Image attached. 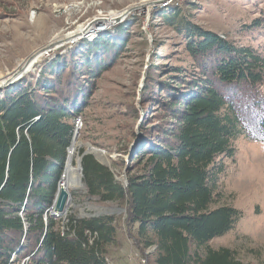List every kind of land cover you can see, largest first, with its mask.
I'll use <instances>...</instances> for the list:
<instances>
[{"label": "trees", "instance_id": "obj_1", "mask_svg": "<svg viewBox=\"0 0 264 264\" xmlns=\"http://www.w3.org/2000/svg\"><path fill=\"white\" fill-rule=\"evenodd\" d=\"M162 16L184 37L191 70L175 68L167 77V98L160 96L158 106L165 112L133 146L126 185L92 156L82 157L84 195L124 209L123 225L135 246L151 250L153 264H244L210 243L243 216L218 205L222 159L234 156L239 139L264 143V53L203 30L177 8ZM257 23L252 26L264 33ZM104 39L57 57L35 82L20 80L0 91V264H108L116 214L70 216L66 224L49 214L74 119L93 81L125 47L124 40L112 44L106 62ZM80 74L87 77L84 86Z\"/></svg>", "mask_w": 264, "mask_h": 264}, {"label": "rangeland", "instance_id": "obj_2", "mask_svg": "<svg viewBox=\"0 0 264 264\" xmlns=\"http://www.w3.org/2000/svg\"><path fill=\"white\" fill-rule=\"evenodd\" d=\"M134 7L139 10L126 14L118 24L89 31L76 41H63L94 18L120 16ZM176 8L203 30L264 53V33L252 26L258 21L264 26V0H0V83L51 41H60L61 45L36 58L28 72L14 83L24 79L35 82L57 57H70L82 43L99 38H105L102 43L109 45V58L106 51L102 55L109 62L114 52L112 44L124 40L123 51H117L107 71L95 81L90 79L93 87L82 112L74 119L76 138L71 145L75 147L73 164L86 148L105 152H97L98 157L110 163L116 180L123 183L138 137L158 114L165 112L158 106L160 96L167 98V77L174 74L175 68L191 70L184 37L163 23L162 14L168 15ZM247 26L250 29L246 30ZM86 78L83 74L78 77L83 86ZM63 82L67 83L65 77ZM233 146L234 156L222 159L225 168L217 186L218 205L234 207L243 216L232 231L213 240L210 246L232 250L244 264H264V143L239 139ZM70 198L72 205L57 218L63 224L70 216L81 218L110 208L120 209L91 200L80 189L71 190ZM124 213L116 214L117 243L106 248L107 263L153 264L151 250H142L130 238L123 225Z\"/></svg>", "mask_w": 264, "mask_h": 264}, {"label": "bare ground", "instance_id": "obj_3", "mask_svg": "<svg viewBox=\"0 0 264 264\" xmlns=\"http://www.w3.org/2000/svg\"><path fill=\"white\" fill-rule=\"evenodd\" d=\"M141 4H138L136 6L140 8ZM139 8L136 9L134 7L131 10H129V8H128L127 11L125 10L126 12H123V14H121L120 16H116V17H120V18L124 17L129 12H132L134 10H139ZM110 16H112V17H108V18H94V19L90 20L89 22H86L84 25L78 27L76 32H74L75 35H77V34L78 35L75 36L74 39L73 38H71V39H73V41H76V39L78 40L79 38L84 36L85 33L87 34L89 31L100 30L103 27L112 25L113 22H114L113 19L115 17H114V14H110ZM67 35H69V34H67ZM71 39H69V40H71ZM65 40L66 39H63V41H65ZM54 42H52L53 45H52V48H51L50 52H52L56 48H59V46L61 45L59 43L60 41L58 43H54ZM44 52H45L44 50L43 51L39 50L37 52H34L32 54L33 56L31 55L32 57L29 59V61L27 63H26L27 60L25 61L26 64L23 65L24 68H27V70H29L30 69V65L35 61L36 58L43 56ZM14 72H16V71H14ZM9 77L4 79L1 83L5 82ZM73 143L75 144V140H74ZM71 149L72 150H70V153H69V156H68L65 178L63 179V181L61 183V187L65 189V191L68 193V196H69V199H68V201H67V203H66V205L64 207V212L72 205L71 198H70V191L71 190H78L81 187L80 175H79V170H78V160H76L75 164H73V152L75 151V147H73Z\"/></svg>", "mask_w": 264, "mask_h": 264}, {"label": "water", "instance_id": "obj_4", "mask_svg": "<svg viewBox=\"0 0 264 264\" xmlns=\"http://www.w3.org/2000/svg\"><path fill=\"white\" fill-rule=\"evenodd\" d=\"M110 17H112V16H110ZM124 17H125V16H124ZM124 17H121V18H120V17H115V18L113 19L114 22H113L112 25L120 23V21H121ZM108 27H109V26H108ZM106 28H107V26H106ZM77 35H78V34H77ZM77 35L73 34L72 36L67 37L66 40H69V39H71V38H75V36H77ZM54 43H57V42H54ZM52 45H53L52 42L49 43L47 46H45V47L43 48V50H44V51H48V50H50V49L52 48ZM32 56H33V55H32ZM32 56H31V57H32ZM31 57H29V58L27 59L26 63L29 61V59H30ZM26 63H25V64H26ZM26 71H27V68H24V66H22L19 70L17 69L16 72L12 73V75H11V76H10L5 82H3V83L0 85V88L3 87V86L10 85V84L14 83V82H15L16 80H18V78H20V77H21ZM75 138H76V133L74 134V137H73V139H72V143L74 142ZM71 145H72V144H71ZM89 147H90V148H93V147L90 146V145H89ZM96 151H97V152L105 153V152H103V151H101V150H99V149H97V148H96ZM97 152H94V151L92 152V151L89 150V148H86V150H85V151L81 154V156L78 158V170H79L80 181H81V187H80V189L83 190V191L86 189V187H85V184L82 182V178H83V176H82V168H81V159H82V157L87 156V155H90V156H92V157H93V158H94V159H95L100 165H102V166H104V167L110 169V163H109L108 161H107V163H105L104 161H102V160L98 157ZM69 153H70V150L68 151V155H69ZM67 161H68V160H67ZM66 167H67V164H66ZM65 173H66V170H65ZM64 178H65V175H63V176L61 177L60 183H59V185H58L57 193H56V195H55V199H54V201H53V205H52V207H51L50 210H49V214H51L52 216L57 217V218H59L60 216H62V214L64 213V207H65V205H66V203H67V201H68V199H69L68 193L65 191L64 188L61 187V183H62V181H63ZM123 184H124V185L127 184V180H126L125 177H124V180H123ZM124 212H125L124 209H112V208H110L109 211H104V212H100V213H97V214H94V215L84 216V217H99V216H101V215L120 214V213H124ZM84 217H81V218H84Z\"/></svg>", "mask_w": 264, "mask_h": 264}]
</instances>
